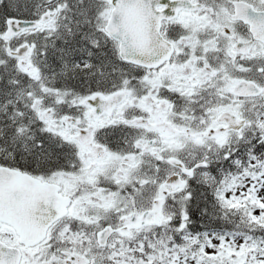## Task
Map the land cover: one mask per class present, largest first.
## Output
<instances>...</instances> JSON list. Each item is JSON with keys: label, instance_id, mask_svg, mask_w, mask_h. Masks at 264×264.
<instances>
[{"label": "snow or ice", "instance_id": "6c2138e0", "mask_svg": "<svg viewBox=\"0 0 264 264\" xmlns=\"http://www.w3.org/2000/svg\"><path fill=\"white\" fill-rule=\"evenodd\" d=\"M0 264H264V0H0Z\"/></svg>", "mask_w": 264, "mask_h": 264}]
</instances>
